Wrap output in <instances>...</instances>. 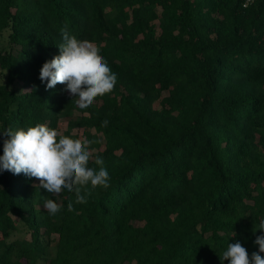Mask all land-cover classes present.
Returning a JSON list of instances; mask_svg holds the SVG:
<instances>
[{
	"label": "trees",
	"instance_id": "obj_1",
	"mask_svg": "<svg viewBox=\"0 0 264 264\" xmlns=\"http://www.w3.org/2000/svg\"><path fill=\"white\" fill-rule=\"evenodd\" d=\"M65 26L117 76L86 109L39 79ZM68 118L63 134L93 141L89 167L101 157L110 187L87 185L77 204L0 172V264H221L228 244L258 251L264 0H0V132Z\"/></svg>",
	"mask_w": 264,
	"mask_h": 264
},
{
	"label": "clouds",
	"instance_id": "obj_2",
	"mask_svg": "<svg viewBox=\"0 0 264 264\" xmlns=\"http://www.w3.org/2000/svg\"><path fill=\"white\" fill-rule=\"evenodd\" d=\"M62 43L58 45L59 55L46 61L39 79L46 85L45 90L54 89L57 84L65 85L63 89L76 98L81 109L91 106L98 96L111 93L117 83V76L112 72L107 61L100 54L98 46L88 40H78L71 35L67 26L60 29ZM35 90V86L33 89ZM105 119L101 127H106ZM2 133L3 155L0 156V172L9 171L14 175L24 173L29 178H36L39 187L47 193L59 194L66 189L75 192V203L87 202L86 195L81 194L82 188L91 185L93 189L100 186L110 187L109 173L104 167V160L96 157L94 162L99 169L89 167L94 150H90L93 141L74 139L46 124H37L27 129H5ZM44 208L50 215L60 211L52 199L44 201ZM73 211V203L68 204ZM261 235L254 243L258 251H248L240 242L228 244L227 250L220 256L221 264H264V222L259 226Z\"/></svg>",
	"mask_w": 264,
	"mask_h": 264
},
{
	"label": "rangeland",
	"instance_id": "obj_3",
	"mask_svg": "<svg viewBox=\"0 0 264 264\" xmlns=\"http://www.w3.org/2000/svg\"><path fill=\"white\" fill-rule=\"evenodd\" d=\"M78 116H80V113L79 112H77V111H75V112H73V114H72V118H74V119H76ZM69 118L68 119H66L65 121H62L61 123H60V125H59V128H58V131L60 132V133H64V132H66V131H68V122H69ZM77 133H78V131L75 129V130H73L72 132H71V136H76L77 135ZM101 139H102V137H101Z\"/></svg>",
	"mask_w": 264,
	"mask_h": 264
},
{
	"label": "built area",
	"instance_id": "obj_4",
	"mask_svg": "<svg viewBox=\"0 0 264 264\" xmlns=\"http://www.w3.org/2000/svg\"><path fill=\"white\" fill-rule=\"evenodd\" d=\"M256 1H258V0H245V6L247 7L248 5H250Z\"/></svg>",
	"mask_w": 264,
	"mask_h": 264
}]
</instances>
